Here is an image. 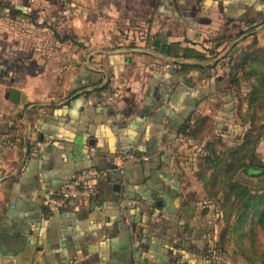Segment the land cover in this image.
<instances>
[{
  "label": "crops",
  "instance_id": "obj_1",
  "mask_svg": "<svg viewBox=\"0 0 264 264\" xmlns=\"http://www.w3.org/2000/svg\"><path fill=\"white\" fill-rule=\"evenodd\" d=\"M0 5V264H221L189 136L236 90L235 58L264 55V0H75L71 21L59 0ZM87 168L96 198L50 214Z\"/></svg>",
  "mask_w": 264,
  "mask_h": 264
},
{
  "label": "rangeland",
  "instance_id": "obj_2",
  "mask_svg": "<svg viewBox=\"0 0 264 264\" xmlns=\"http://www.w3.org/2000/svg\"><path fill=\"white\" fill-rule=\"evenodd\" d=\"M259 52L264 53V47ZM252 62L263 66V73L259 74L261 80L257 81L261 82L262 88L252 90L251 81L244 73L239 79L238 89L227 97L218 114L214 118H207L204 127L189 136L190 147L196 154L197 172L194 179L202 184L201 194L207 204L211 201L216 206L217 202L214 198L212 200L210 194L217 193L219 187L222 198L228 194L229 176L236 167L238 173L231 180L245 186L251 194L264 195V170L262 176L249 172L247 163L255 152L264 161V55L257 54ZM252 62L247 71L249 74ZM254 91L253 101L246 99ZM210 180H218L216 187ZM220 181L223 186L219 185ZM237 215L232 209L229 225L226 222L228 213L224 208L220 216L217 215L216 241L227 227L229 233L232 232L231 239L225 242L223 248L222 264H264V230L255 223V216H249L243 228V239L238 237L239 242L235 244L234 236L237 235L233 234V226ZM240 242L243 244L240 245Z\"/></svg>",
  "mask_w": 264,
  "mask_h": 264
},
{
  "label": "trees",
  "instance_id": "obj_3",
  "mask_svg": "<svg viewBox=\"0 0 264 264\" xmlns=\"http://www.w3.org/2000/svg\"><path fill=\"white\" fill-rule=\"evenodd\" d=\"M60 1V0H59ZM61 3V2H60ZM62 5V3H61ZM0 7H2L0 5ZM63 7V5H62ZM64 9V8H63ZM3 11L0 9V12ZM63 12V11H62ZM257 42L256 40L253 42V44L251 46H249L248 48H245L242 53L240 55H238L235 60L237 62V70H236V74L235 76L232 78L231 84H235L237 83V87L236 90L238 89L239 86V79L241 78V76L246 73L247 78L251 81L250 85L253 87L252 90L257 89L258 88H262V84L259 81V83L257 82L258 80H261L259 78V74L263 73V69L261 67H259V64H254V62L252 63V70L251 73L249 74L248 72V66L249 63L248 61H250V59L252 60V55L255 51ZM227 47V45H226ZM208 50L202 46H197V45H193V44H188L187 47L182 48L180 44H171L168 48V53L171 56L174 57H179L181 59H185V60H197V61H206V55H207ZM248 63L247 66V70L245 69V65ZM182 69L185 72L191 71L193 70L195 67L191 66V65H187V64H183L181 65ZM248 71V72H247ZM241 74V76H240ZM239 78V79H238ZM252 82V80H254ZM248 84V83H247ZM249 87V84H248ZM251 91V90H249ZM253 94H251L250 96H248L246 99L253 101V95L255 93L252 92ZM89 96V95H88ZM256 96V94H255ZM256 153V152H255ZM253 154V156L250 158L247 163H249V172H254L257 173V175H263L262 170H264V161L261 159L260 154ZM237 168L236 167L234 169V171H231V175L229 176V192L228 194H226L224 196V198H222V190L219 187L218 192L214 193V194H210V197L216 200L217 204L215 206L216 209V215L221 214V210L222 208L225 209V211L228 213V218L226 220L227 224H230L231 221V212L232 209H234L236 211L237 215V220L234 223V231L233 234H236L237 236H234L235 238V244H238L239 239H243V228L246 225V221L248 219L249 216H255V218L257 219V221L255 222L256 224H258V226H260L263 230H264V195L261 196H256L255 194H251L249 192V190L244 186H242L241 184H239L238 182H236L235 180H231L232 178L236 177L237 175ZM228 172V171H227ZM213 183V186L216 187L218 180H210ZM219 185L223 186V182L220 181ZM209 204H212V202L210 201ZM214 204V203H213ZM218 220V218H217ZM255 223H253V225H255ZM227 227L225 230H223L220 234L219 237V241L215 243V248L214 251L216 252V255L220 257V262L222 264V252H224V247H225V242L229 241L231 239V233H229L230 229ZM254 230V229H253ZM253 233V231H252ZM227 234H230L227 236ZM228 237V238H227ZM243 244V242H240V245Z\"/></svg>",
  "mask_w": 264,
  "mask_h": 264
},
{
  "label": "built area",
  "instance_id": "obj_4",
  "mask_svg": "<svg viewBox=\"0 0 264 264\" xmlns=\"http://www.w3.org/2000/svg\"><path fill=\"white\" fill-rule=\"evenodd\" d=\"M63 5L62 16L66 21H71L76 17L75 0H60ZM110 81L114 78L111 76ZM115 94L109 93L103 97H90L87 104L91 106L103 107L112 105L115 102ZM119 168L125 169L126 162L137 161L138 158L130 153L121 152L119 155ZM104 178V172L96 168H87L75 174L69 182L64 184L57 192L48 194L45 200V207L50 214H60L69 203L89 204L97 196L96 186Z\"/></svg>",
  "mask_w": 264,
  "mask_h": 264
},
{
  "label": "water",
  "instance_id": "obj_5",
  "mask_svg": "<svg viewBox=\"0 0 264 264\" xmlns=\"http://www.w3.org/2000/svg\"><path fill=\"white\" fill-rule=\"evenodd\" d=\"M11 100L16 103V104H19L20 102V93L16 90H13L12 91V98Z\"/></svg>",
  "mask_w": 264,
  "mask_h": 264
}]
</instances>
